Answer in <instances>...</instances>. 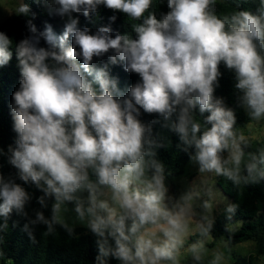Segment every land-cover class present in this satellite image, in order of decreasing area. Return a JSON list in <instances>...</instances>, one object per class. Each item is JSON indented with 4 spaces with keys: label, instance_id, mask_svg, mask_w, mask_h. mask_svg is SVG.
Here are the masks:
<instances>
[{
    "label": "clouds",
    "instance_id": "1",
    "mask_svg": "<svg viewBox=\"0 0 264 264\" xmlns=\"http://www.w3.org/2000/svg\"><path fill=\"white\" fill-rule=\"evenodd\" d=\"M34 2L60 17L64 28L57 34L46 22L41 31L30 4L14 9L29 17L28 35L15 45L20 79L9 106L14 143L0 145V161L15 169L5 174L0 162V231L13 214L27 218L33 199L28 188L34 187L42 193L37 203L47 208L50 199L52 205L50 217L37 211L24 225L33 242L30 224L45 225L47 234L59 225L71 234L63 213L72 205L97 237L95 264H180L190 205L167 206L165 168L157 159L161 145L141 116L162 118L163 127L194 149L200 173L234 184L264 180V146L246 154L249 143L237 132L235 109L216 95L223 65L234 74L239 106L251 121H264V0H256L255 12L238 0L223 15L219 0ZM101 6L123 13L130 30L114 33L116 15L94 33L80 27V14L91 20ZM12 49L13 39L0 31V68L11 62ZM118 65L139 77L126 91L112 74ZM212 226L209 221L198 229L207 235ZM190 251L202 261L200 248ZM221 260L217 254L210 264Z\"/></svg>",
    "mask_w": 264,
    "mask_h": 264
},
{
    "label": "trees",
    "instance_id": "2",
    "mask_svg": "<svg viewBox=\"0 0 264 264\" xmlns=\"http://www.w3.org/2000/svg\"><path fill=\"white\" fill-rule=\"evenodd\" d=\"M23 2L30 4L31 10L37 14L33 22L39 30L42 31L47 22L52 25L55 33L61 34L63 32L64 21L58 16L49 15V9L46 6L42 3H36L34 0H23ZM237 2L238 0H219L217 12L222 15L228 13L236 7ZM240 6L255 12L258 3L256 0H245ZM163 10L167 11V8L164 7ZM112 15L117 16L116 21L112 23L114 33L115 31L130 30L126 29V17L123 13H113L103 6L99 8L97 13L92 14L91 20L80 14V27L87 26L94 33L99 26L109 24V17ZM28 18L13 12L0 21V31L5 32L13 39L12 60L9 65L0 68V145L5 148L14 143L15 139L9 109L12 103V93L19 87L20 79L15 45L28 35L26 27ZM104 59L106 60V57ZM94 63L99 64L101 61L94 60ZM221 71L223 76L219 82L220 86L216 89V95L223 97L226 105L235 109L236 127L243 126L248 117L244 108L239 106L238 94L234 90V74L225 69L223 65ZM112 74L119 77V86L125 91L129 85L139 80L138 75L125 72L122 65L113 67ZM141 119L152 126V138L161 145L157 149V159L164 165L166 185H175L176 177L184 172V167L194 154V149L183 144L177 133L163 127L162 118L142 114ZM158 119L160 120L159 123H152ZM197 119L202 120L203 118L197 114ZM246 140L249 143V147L245 149L246 154H258L259 149L264 146V138H246ZM0 162L4 164L3 171L5 174L15 172V169H12L6 160ZM215 183L227 195L229 199L227 204L211 219L208 217V212L200 209L199 205L193 206L195 215L204 221L205 226L209 221L213 222L208 233L211 239L204 245L211 246L218 239L224 240L228 244L252 239L253 247L247 259L248 264H251L250 260L254 255H264V180L259 183L241 182L234 184L228 178L215 174ZM28 191L33 195V199L26 206L27 218L13 214L7 221L8 227L0 231V252H2L0 262L7 260L9 264H95L98 253L97 237L90 232L87 226H70L73 228V232L69 234L59 225H54V232L47 234L45 225L30 224L29 228L33 233L35 242L30 239L24 225L29 220L35 219L37 211H43L46 217H50L52 200L46 199L48 207L42 208L35 198L42 193L34 187L28 188ZM230 205L236 206L234 213L227 212ZM235 221H239L238 225L231 227L230 223ZM0 223L3 221L0 220ZM203 236L197 229L188 235V239L198 241ZM179 259L180 264H210L209 255H204L200 262L194 261L191 254H184ZM111 264H117V262L112 260Z\"/></svg>",
    "mask_w": 264,
    "mask_h": 264
},
{
    "label": "rangeland",
    "instance_id": "3",
    "mask_svg": "<svg viewBox=\"0 0 264 264\" xmlns=\"http://www.w3.org/2000/svg\"><path fill=\"white\" fill-rule=\"evenodd\" d=\"M23 0H0V21L14 12L16 6ZM248 117V116H247ZM237 132L242 134L245 139L264 138V121L255 122L248 120L243 126L236 127ZM194 155V154H193ZM227 155V153H225ZM192 157V156H191ZM190 159L187 161L184 172L176 177L175 185H168V196L166 204L170 209H176L184 201L190 205L191 220L189 231L184 237V247L180 249L179 257L184 254H191L190 248L196 246L202 250L203 256L209 255V262L217 254L223 255V260L219 264H248V254L252 251L253 240L246 239L240 242L228 244L224 240L218 239L211 246H205V242L211 239L210 234L204 235L200 240H189L188 235L198 229L200 223L204 221L194 213V205H199L200 209L208 212V217L213 218L228 202V197L215 183L214 173H200L198 164ZM207 204V207H205ZM64 219L69 226L84 225L86 221L81 222L73 210L72 205H67V210L63 213ZM239 221L230 223L231 227L237 226ZM251 264H264V255H254ZM0 264H9L7 260Z\"/></svg>",
    "mask_w": 264,
    "mask_h": 264
}]
</instances>
